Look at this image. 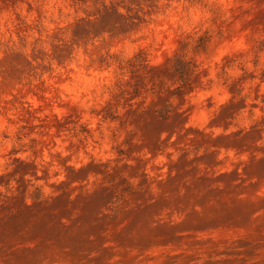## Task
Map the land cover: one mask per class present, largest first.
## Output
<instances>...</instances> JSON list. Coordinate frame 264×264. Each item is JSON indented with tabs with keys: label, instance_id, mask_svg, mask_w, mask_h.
<instances>
[{
	"label": "rangeland",
	"instance_id": "374dc122",
	"mask_svg": "<svg viewBox=\"0 0 264 264\" xmlns=\"http://www.w3.org/2000/svg\"><path fill=\"white\" fill-rule=\"evenodd\" d=\"M0 264H264V0H0Z\"/></svg>",
	"mask_w": 264,
	"mask_h": 264
}]
</instances>
